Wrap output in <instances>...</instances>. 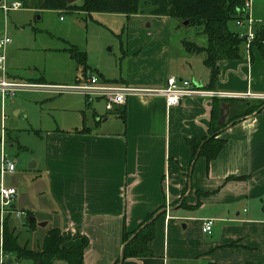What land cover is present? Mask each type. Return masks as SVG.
I'll return each mask as SVG.
<instances>
[{
    "label": "crops",
    "instance_id": "1",
    "mask_svg": "<svg viewBox=\"0 0 264 264\" xmlns=\"http://www.w3.org/2000/svg\"><path fill=\"white\" fill-rule=\"evenodd\" d=\"M260 5L264 0H252V15L264 21V14L257 12ZM167 27L159 22L154 36L147 31L130 41L128 65L119 77H107L97 67L96 72L106 81L127 84L161 86L174 75L191 78L208 90L264 94L260 48L254 46L241 59L219 61L217 80L210 89L204 55L184 46L183 50L179 44L173 47ZM82 76V72L76 75L75 81ZM214 97L190 96L168 106L163 96L134 95L111 108L104 103L107 112L94 106L91 124L83 118L81 126L47 130L42 136L44 154L31 162L37 170L33 192L41 210H46L39 214L38 206L18 195L14 200L15 207L31 211L36 222L46 221L31 230L34 238L40 234L42 242L50 227L85 235L89 240L85 264H116L124 225L135 229L151 211L170 203L169 217L164 211L155 220L156 233L149 241L152 255L128 257L122 264L264 262V106L222 129L226 142L216 158L207 163L201 156L192 162L187 138L207 135ZM227 97L234 96L221 98ZM98 101L103 100L94 102ZM227 108L223 117L229 114ZM83 126L86 130L75 131ZM230 176L237 178L226 179ZM198 192H202L199 197ZM184 201L191 206H183ZM204 218L213 219L210 232L203 231ZM1 234L0 228V241ZM80 241L74 238L66 244ZM234 241L238 245H230ZM6 256L12 260L9 263L16 260ZM54 264L68 263L55 260Z\"/></svg>",
    "mask_w": 264,
    "mask_h": 264
},
{
    "label": "rangeland",
    "instance_id": "2",
    "mask_svg": "<svg viewBox=\"0 0 264 264\" xmlns=\"http://www.w3.org/2000/svg\"><path fill=\"white\" fill-rule=\"evenodd\" d=\"M77 2L80 3L81 0ZM257 12L264 14V5L257 6ZM146 22L151 23V26L147 27ZM159 22L168 26L171 31L168 35L170 34L172 46L175 48L180 45L184 50V39L200 45L206 44V35L200 27L178 25L180 22L176 18H155L146 12L127 17L125 14L111 12H93L89 15L82 11L22 7L10 10L5 15L0 8V36L4 35L6 26L12 38V42L5 48L7 77L46 85L44 88L19 90L12 98L5 99L0 93V167L2 153L10 160H17L15 171L6 173L2 182L6 186H15L20 198L38 206L39 214L46 209L43 207L41 210V204L37 202V195L33 192L36 184L33 178L37 170L30 164L44 154L42 136L47 130L59 126H81L83 118L87 119L88 124L93 123L91 120L94 106L99 112H107L104 101L86 105L85 98L80 93L47 87L54 84H74L76 75L81 74L75 61L64 50L65 47L69 43L77 44L87 51V61L93 68L97 67L107 77H119L121 69L124 68L125 71L128 65L129 56L126 52L130 41L142 37L147 31L154 36L155 25ZM160 29L164 31V28ZM165 33L166 29L163 34ZM41 76L45 80L29 78ZM261 99L264 100H253ZM240 104L242 105L241 101ZM9 218L20 234L21 244L27 243L32 248L41 244L40 234H36L34 238L26 219L21 221L14 217ZM39 218L38 216L37 221ZM37 223L40 225V222ZM9 258L6 256L2 264H32L29 259L9 263Z\"/></svg>",
    "mask_w": 264,
    "mask_h": 264
},
{
    "label": "trees",
    "instance_id": "3",
    "mask_svg": "<svg viewBox=\"0 0 264 264\" xmlns=\"http://www.w3.org/2000/svg\"><path fill=\"white\" fill-rule=\"evenodd\" d=\"M245 0H81L67 3L66 0H22L23 7L40 9H54L66 12L82 11L91 15L93 12L122 13L127 17L146 12L157 17L167 16L176 18L180 24L187 20V26L193 25L201 28L206 35V44L200 45L191 40H182L185 49L191 53H202L203 63L210 69L207 88H214L219 73L218 62L224 59H241L245 56V40L240 36L238 28L234 29L236 20L242 16ZM257 38L254 46L264 53V26L256 27ZM65 50L75 61L83 75L96 72L87 61V53L76 44L69 43ZM97 73V72H96ZM117 82V80H113ZM242 102V105L240 104ZM227 105L229 114L220 120L224 106ZM264 106V100H249L244 98L228 99L213 98L211 119L207 135L199 138H187V143L192 151L194 162L198 157H205L207 163L217 157L226 138L221 136L222 129L229 123H235L243 117L253 114ZM125 121V114H124ZM83 126L75 131H84ZM240 177V176H238ZM237 178L230 176L226 179ZM202 192H198V197ZM200 204L198 199L196 205ZM165 205H162L163 207ZM183 206L190 207L185 201ZM158 210V209H157ZM157 210L151 211L142 223L135 229L128 230L123 227L122 233V257L123 261L128 257H146L152 255L149 241L156 233L153 216ZM28 216L26 223L30 228H36L37 222L31 211H26ZM10 215L6 216L1 234V248L5 255H13L16 260L29 259L32 264H54L55 260H64L68 264H85L84 251L88 245V238L81 234H72L58 227L47 229L41 244L31 248L27 243L21 244L19 232L10 221ZM80 238V244L67 245L66 242ZM230 245H238L236 241ZM120 262V257L116 264ZM246 264H264V262L248 261Z\"/></svg>",
    "mask_w": 264,
    "mask_h": 264
},
{
    "label": "built area",
    "instance_id": "4",
    "mask_svg": "<svg viewBox=\"0 0 264 264\" xmlns=\"http://www.w3.org/2000/svg\"><path fill=\"white\" fill-rule=\"evenodd\" d=\"M1 9L5 15L10 10L20 9L23 7L22 0H0ZM236 25L240 31V36L245 40L246 52L249 54L254 47L257 38L256 27L258 24L264 26V21L256 20L252 15V0H245L242 16L236 20ZM12 42V38L5 26L4 35L0 36V93L3 97H13L16 92L25 88H44L46 85L35 84L30 82L18 81L7 77L5 48ZM264 44V38L262 39ZM47 87H58L67 91L82 94L87 103L91 104L96 100H103L107 108L113 105L125 104L129 97L137 95L140 97L163 96L168 106H176L181 101L190 96H234L243 98H264V94L252 92L245 93H226L216 90H208L199 86L191 79L178 78L170 75L166 78L165 84L161 86H144L137 84H127L121 82L106 81L96 72H89L82 76V79L75 81L71 85H47ZM2 163L0 167V228L3 229L6 216L17 218L21 221L28 216L27 212L12 207L17 189L14 186L3 185V177L6 173H13L16 168L17 160H10L2 153ZM171 205H165L166 216L169 217ZM213 225L212 218L203 219V231L210 232ZM1 242V241H0ZM0 263H4L6 255L3 253L0 243Z\"/></svg>",
    "mask_w": 264,
    "mask_h": 264
},
{
    "label": "water",
    "instance_id": "5",
    "mask_svg": "<svg viewBox=\"0 0 264 264\" xmlns=\"http://www.w3.org/2000/svg\"><path fill=\"white\" fill-rule=\"evenodd\" d=\"M66 1H67V3H73V2H75V1H77V0H66ZM183 24H184V25H187V24H188V21H187V20L183 21ZM196 84H197V83H196ZM197 85H198V84H197ZM199 86H200V85H199ZM222 118H223V113H221L220 120H221ZM30 166L33 167V166H34V162L31 163ZM12 207H15V205L13 204ZM164 211H165V208H161V209H159V210L156 212V214L153 216V219H156L160 214L164 213ZM31 219L33 220L34 217L32 216ZM40 225H41V226L46 225V221L40 222ZM11 261H12L11 259L8 260V262H11ZM122 263H123V257H122V253H121V255H120V262H119L118 264H122Z\"/></svg>",
    "mask_w": 264,
    "mask_h": 264
}]
</instances>
